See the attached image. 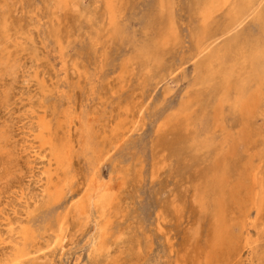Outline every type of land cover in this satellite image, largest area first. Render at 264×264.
Returning a JSON list of instances; mask_svg holds the SVG:
<instances>
[{
  "label": "rangeland",
  "instance_id": "rangeland-1",
  "mask_svg": "<svg viewBox=\"0 0 264 264\" xmlns=\"http://www.w3.org/2000/svg\"><path fill=\"white\" fill-rule=\"evenodd\" d=\"M57 1L0 0V10L5 7L0 11V58L7 61L0 67V128L8 131L5 151L13 154L12 159L4 151L0 156L13 164L6 166L10 173L6 178L0 168L6 179L1 181L5 186L0 183V209L9 218L14 211L19 213L20 202L46 187L48 175L42 174L46 170H51V184H61L65 175L57 171L55 153L63 145L72 146L69 195H84L95 165L115 193L113 208L101 218L109 231L106 241L128 226L127 215L148 216L131 251L109 250L117 264H154L168 251V241L178 255L193 257V264H249L241 224L256 192L264 189V87L247 80L243 85L247 98L240 113H233L228 105H216L211 88L193 83L194 66L186 65L175 75L167 70L160 75L149 72L154 63L138 56L142 40L160 41L171 22L179 43L153 61L163 59L167 67L177 62L198 28L196 0H161L164 10L158 7L160 0H114L113 11L106 10L103 0H76L72 5L58 1L60 10ZM221 19L222 15L215 17L214 30ZM252 23L245 22L231 37L251 33L264 38L258 24ZM168 40L170 44L172 38ZM12 58L16 67L21 66L15 70L12 63L16 75L10 70L11 76L9 71L6 76L4 69H11L7 66ZM247 74L248 70L242 78ZM236 81L234 85L242 84ZM7 87L10 90L3 91ZM189 102L192 112L178 113ZM203 113L213 124L209 149L189 145L192 137H202L197 119ZM41 136L50 145L37 152ZM33 150L42 153V161L32 160ZM16 167L22 172H15ZM136 194L141 199H132ZM198 195L205 197L202 207L195 201ZM162 204L175 209L169 213L168 234L155 226ZM178 217L180 228L175 229ZM214 231L219 235L207 245ZM71 233L54 264H94L87 258L89 228L84 234Z\"/></svg>",
  "mask_w": 264,
  "mask_h": 264
},
{
  "label": "bare ground",
  "instance_id": "bare-ground-1",
  "mask_svg": "<svg viewBox=\"0 0 264 264\" xmlns=\"http://www.w3.org/2000/svg\"><path fill=\"white\" fill-rule=\"evenodd\" d=\"M58 1L59 3L62 4H66V3L70 4L72 2L74 3V1L76 0H58ZM58 1L56 2L58 5L57 9L60 10V5ZM103 1L107 2L106 3L107 5L104 3L105 6H108L106 10L113 11L114 0H103ZM56 3L54 5H56ZM195 6H196V17L198 18V23H199L198 28L196 33L192 34L190 38L191 44L187 47L188 48L187 52H182L181 53L182 55L177 62L167 67L163 59H158L156 61H153L155 55L156 56L159 55V57L161 58L162 54H164L169 47L176 49L179 43L176 34L174 32L173 24L171 22L168 23L167 25L166 35L160 41L157 42L155 39H151V38H144L142 40L143 44L138 50L139 51L138 56L146 61L149 60L152 63H154L153 68L149 70L151 74L160 75L163 73V70H167L168 75H172V74L175 75L180 73L183 70L184 66L186 65L194 66L195 72L193 74V83L198 84L199 86L202 85L204 87L211 88L213 92V100L215 101L217 106L219 105V103L223 105H228L233 113L235 112L240 113L241 104L243 103L242 100L247 98L246 97L247 90L245 86H243L245 83H248L247 80L249 79H252L254 81L256 80L257 83H261V85L264 87V38L260 36H254L251 33H244V35L237 36L234 38H232L231 35L236 29L240 28L242 24H244L245 22H253L258 24V26L260 27V33H262L261 35H264V0H196ZM158 7L160 10H164L165 8V5L161 0L158 2ZM51 8L53 9L55 7H51ZM74 9L76 10V8ZM3 10L0 11L2 12ZM217 15H222V19H221V24H219V29L214 30L212 23ZM55 16L53 15L52 17L55 18ZM109 17L113 18V16H109ZM109 17H108L109 21H107L108 23L110 21L112 22V19H110ZM5 31L6 30L4 29L2 32L4 37L7 35ZM170 38H172V42L169 44L170 40L168 39ZM221 39H224V41L222 45H219L218 42ZM58 42L56 43L57 45ZM0 45L2 44L0 43ZM14 58H12L13 60L12 62H10L9 65L7 64L8 65L7 67H9L12 63L14 64V61L16 63V60H14ZM0 59H1L0 67L2 65H3L2 67H6L4 65L6 58L4 59L3 57H1ZM36 63L34 64L36 65ZM13 64L11 66H13L15 70L16 68L21 66L20 65L16 67V65ZM13 67H11V69L8 68V70H6L5 68L4 74H7L6 71H9V74L11 76V73L14 70ZM247 70H248L247 76L249 74L250 76L248 77V79L247 76L246 79H243L242 73H245ZM13 72H14L13 74L16 75L15 71ZM6 76H8V74ZM80 76L82 75L80 74ZM34 77L35 76L33 75V78ZM235 80L237 81L240 80V83L242 84L234 85ZM8 86L12 88L13 85L11 84L10 86V84H8ZM9 87H7L6 90L4 88L3 91L8 92ZM6 92L1 94L3 95ZM8 95L9 94H7V96ZM35 96L33 95V97ZM3 97L4 95L1 97V100L3 99ZM29 98H27L28 101H30ZM5 102H7V100ZM190 102L183 108L179 109L178 113L187 115L192 109V105L190 104ZM37 118L35 120H37ZM197 121L199 123L200 129L203 130V132H201L202 137L198 138L197 135L192 137L189 140V145L191 147H195L199 149L202 148L209 149L214 142L213 138L211 137V133H212L211 129H213V124L210 122L211 121L210 116L206 115V113H203V115L201 114V116L198 117ZM29 126L31 125L29 124ZM133 126H135V122L132 124V127ZM1 127H3V125H1ZM45 127H47V125H45ZM0 129H1L0 130V156H1L2 153L4 154V152L6 153L9 152V151H5L7 149L6 142L8 140L9 135H8V131L5 128H0ZM187 129L188 127L186 128V130ZM49 141H50L49 139H46L45 137L41 136L40 140L38 141L39 146H36L35 150H37L38 152L39 150L37 148L41 150L45 146H49L50 145ZM72 151L74 154L75 153L74 147L63 145L55 153V157L57 160V171L58 172L61 171L65 175V179L61 184L60 183L51 184V180H50L51 179L50 175H52L50 174L51 170L50 171L46 170L42 173L48 175L46 181V187L41 193L37 195H35L36 193L35 194L33 193L32 194L33 197L27 198L22 202H20L22 204V209H20L19 213L14 211L13 217L9 218V216L6 213H4L2 209H0V264H54L55 262H58L59 260V259L57 260L58 255L62 253V250L64 248L63 246L64 242L72 234L71 232H73L74 234L77 232L84 234L85 232H87L88 228H89V233L87 237L88 238L87 258L92 262H94V264H117L116 263L117 261L111 260L109 250L114 249V251H116L117 253L120 252L123 253L122 250H125V252L131 251V249L139 242V231L141 230L143 224L145 223L144 218L148 219V216L144 214H143L144 217L141 214L131 217L127 215L126 217L128 218H125V220L128 219V223H127L128 226L123 230L117 231L113 235L111 241H106L105 237L109 234V231L105 225H102L101 218L105 216L104 214L106 212V209L107 211L108 210L111 211V209L113 208V203L115 201V196H114L115 193L113 190H110V186L108 187L110 181L109 180L104 181L99 176L101 170L100 167L95 165L92 168L89 180L86 184L87 189L83 196L80 197L78 196V194L77 195L73 194V196L69 195L70 194L69 186L71 183H69L70 178H68V175L70 174L71 171L70 156L72 154ZM37 152L36 154L34 153V150L32 152V155H35V157L33 156L32 158L34 162L36 161L38 162V160L42 161V159H40L41 158L40 155H42V153L38 154ZM10 153H7V155L10 156ZM93 153L94 151L91 152V155ZM11 156L13 157V154H11ZM11 156L9 159H12ZM103 157L100 160H102ZM6 160L0 157V168L3 172H5L3 173L5 175L3 177L5 178L10 174L9 173L10 171L8 172L9 174H7L6 166L10 167L9 164H12L9 163V161L7 162ZM14 171L15 172L17 171L19 173V171L21 170L18 168ZM12 177L13 176L10 177L11 180ZM256 177L257 176H255V178ZM5 178H2L0 175L1 185L3 184L2 182L6 180ZM14 178L15 177H13V179ZM71 179H73V185H74L75 182L74 176ZM39 184L41 186V182ZM255 184L257 185L258 182H255ZM3 185L5 186V184ZM7 187L8 185L6 184V189ZM33 187L35 186L33 185ZM19 193H22V191ZM30 193L31 192H29L28 194ZM255 196L256 197L254 199V202L250 208V213L246 215L244 218H242L240 239H242L241 240L242 248L247 253L246 260L249 261V264H264V189L263 187H260V189L256 192ZM132 199L139 200L141 199V197L138 196V194H136L133 196ZM18 200L20 199H17V201ZM204 200L205 197L203 198L201 195L195 197V201L199 205V207L203 206ZM170 210H175V209L171 206L170 207L164 206L163 204L157 210L154 220L156 222L155 226L157 227V230L160 233H164V231H166L168 234L170 232L167 229V224L169 222L168 220L170 217L169 213L171 212ZM125 213L127 214L128 211H126ZM178 218L179 221L175 229L180 228L179 224L181 217ZM216 221L217 218H215V222ZM214 234L219 235L215 231L212 232L209 240L206 239L205 241L207 245H211L215 242ZM167 244L169 248L168 251H165L161 255H159L158 259L154 264H193L194 261L193 257H187L185 253L178 255L173 245H171L169 241L167 242Z\"/></svg>",
  "mask_w": 264,
  "mask_h": 264
}]
</instances>
